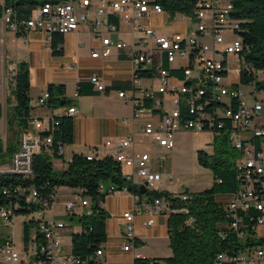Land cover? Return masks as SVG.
Wrapping results in <instances>:
<instances>
[{
  "label": "built area",
  "instance_id": "obj_1",
  "mask_svg": "<svg viewBox=\"0 0 264 264\" xmlns=\"http://www.w3.org/2000/svg\"><path fill=\"white\" fill-rule=\"evenodd\" d=\"M80 4L82 9L78 10L69 1L45 0L32 10L25 22V29L44 31L47 41L51 42L54 32L65 35L87 25L92 41L100 45V49L92 50L93 59H108L113 50L129 59L133 75L125 89H108L97 74L89 78L97 92H115L133 107L132 115L123 121L133 131L115 142L106 143L107 147L116 149L113 158L119 163L123 176L138 188L145 186L147 190H153L155 184L162 180V174L151 170V163L157 160L150 153L151 145L170 152L175 148L177 134L206 136L212 139V143L218 137L227 136L232 146L242 152L237 162L242 172L240 189L230 197L227 205L229 222L226 228L240 238H246L241 214L254 208L260 213L252 219L256 225L253 238L258 240V244L237 256L219 254L215 264H264V145L258 151L254 143L256 138H264V126H258L256 121L264 108L263 102L257 99L251 105L247 103L235 88L240 80L241 69L229 68L231 60L241 63L243 50L239 33L241 21L231 15L232 1L197 0L191 15L172 14L155 0H110L106 5L98 7L95 13L89 9L90 0H81ZM12 14V8L8 7L0 20L17 30L19 24L12 21ZM153 15H164L168 20L178 18L189 21L191 28L186 32L159 34L157 29L143 21ZM112 16L118 18V23L111 21ZM121 22L130 27L126 30L131 36L129 41L120 36ZM225 29H230L236 38L230 40L224 36ZM226 40L229 43L224 50H220L218 46ZM67 68L72 69L73 66ZM174 72L182 76H176ZM16 74L17 68H6L5 82L0 81V109L6 102L7 85H14ZM49 97L46 91L39 98L38 105L48 108ZM236 99L235 105L233 102ZM77 113L76 107L71 106L53 113L47 118V123L38 118L33 119L20 134L19 149L10 158L12 164H8L9 159L3 161L0 156V176L31 179L34 176L35 157L44 150L49 154L54 153L53 137L59 129V119L64 116L73 118ZM138 123L142 125L140 135L148 143L137 142L134 128ZM64 147V144L58 145V156L52 157H61ZM87 157L89 160L94 158ZM68 189L73 200L62 202L64 215H81L85 208L91 206V201L83 197L82 191ZM100 191L110 196L127 190H118L114 186L106 190L101 185ZM3 194L10 199L9 204L0 206V216L7 225L12 226L15 217H22V229L30 221H33L34 227L28 244L22 242L21 253L15 248L13 234L3 237L0 264H84L72 251L64 248L63 236L69 230V224L54 215L49 218L46 216L59 203L58 192L51 195L50 199H42L34 187L6 186ZM133 196V209L123 215L122 234L126 251L135 244V217L143 209L149 214L147 227L155 225L156 215L170 217L177 212L165 198L149 200L139 195ZM11 197H15L16 201L12 202ZM180 198L188 201L190 196L181 194ZM31 205H39L38 212L18 215L19 211L30 209ZM181 212L188 213L185 209ZM192 222L190 220L188 224ZM96 255L101 257L103 251L98 250Z\"/></svg>",
  "mask_w": 264,
  "mask_h": 264
},
{
  "label": "trees",
  "instance_id": "obj_2",
  "mask_svg": "<svg viewBox=\"0 0 264 264\" xmlns=\"http://www.w3.org/2000/svg\"><path fill=\"white\" fill-rule=\"evenodd\" d=\"M45 0H5L0 4V19L4 10L11 7L13 14L11 19L19 24L18 32L24 33L25 22L29 19L32 10ZM233 10L232 17L241 21L243 50L241 52V76L235 88L238 86L253 85L258 92H264V79H259L257 73L264 72V0H231ZM166 11L172 14H193L197 0H155ZM111 21L118 23V18L111 17ZM64 34L54 32L51 40L53 54L58 56L63 53ZM174 75L181 77V73L174 72ZM90 83V82H89ZM91 84V83H90ZM92 85V84H91ZM93 86V85H92ZM120 86H113L115 89H125ZM110 89V88H108ZM30 73L27 63L17 66L14 85L11 95L15 105L9 110L6 116L7 127L10 129L11 139L4 143L0 135V156L3 161L10 159L19 149L20 134L29 126L33 120L30 117L31 98ZM49 99L48 109L56 110L70 105L65 97L66 88L64 85H50L48 88ZM89 94L91 91L84 90V85L79 84V95ZM99 93V92H96ZM94 92V94H96ZM237 99L233 102L236 103ZM10 103L11 99L6 98ZM237 104V103H236ZM235 104V105H236ZM69 108V107H68ZM2 108L0 109V115ZM35 119V118H34ZM59 129L53 137V154L45 150L34 159V176L31 179L14 176H0V206L7 205L10 199L3 194L4 187L23 186L34 187L42 199H50V196L58 192V188L67 187L82 191L85 198H89L91 206L89 212L81 215H70L69 230L73 226L80 229L72 233V253L79 257L84 264H100L97 258V251L102 250V245L107 242L106 222L109 217L102 208L105 199L108 197L101 193L100 186L104 185L108 190L114 186L118 190L126 189L133 195H139L149 200L165 198L172 203L177 210L169 217V242L172 255L161 259H136L134 264H215L219 254L227 253L230 256H237L244 253L248 248L258 244L254 237L255 222L260 213L252 208L247 213H242L244 231L246 238H240L234 231L226 228L229 218L226 213L230 197L238 192L241 186L240 174L242 170L237 165L242 157V152L237 151L229 142L227 136L215 139L213 153L199 151L197 154L198 163L210 169L215 178L212 188L199 193L186 191L190 199L182 201L180 195H174L168 191L147 190L144 195L139 192L138 186L129 182L122 174L119 163L108 156L98 159L94 156L91 160L85 155H75L67 169L62 172L54 170L51 156H58L57 150L60 144H71L73 142V118L61 117ZM230 126V123H227ZM258 151L262 150L264 138L254 140ZM107 193V191H106ZM225 197L226 203L218 200ZM15 197L11 201L15 202ZM25 205L24 202H22ZM39 205H31L30 209L19 211V216L30 215L38 212ZM187 210L188 213L181 212ZM193 220L191 224H188ZM33 221L26 222L23 226V242L28 244L30 232L34 227Z\"/></svg>",
  "mask_w": 264,
  "mask_h": 264
},
{
  "label": "crops",
  "instance_id": "obj_3",
  "mask_svg": "<svg viewBox=\"0 0 264 264\" xmlns=\"http://www.w3.org/2000/svg\"><path fill=\"white\" fill-rule=\"evenodd\" d=\"M64 1L74 3L78 10L82 9L81 0ZM109 1L90 0L89 9L95 13L98 7L106 5ZM4 2L5 0H0V4H4ZM143 21L157 29L159 34L186 32L191 28L189 21H182L178 18L168 20L164 15H153ZM120 27L122 30L120 36L129 41L131 36L126 30L130 27L124 22H121ZM114 38H117V35H114ZM94 49H100V45L92 41L90 28L87 25H82L79 30L65 34L63 53L56 56L53 54L51 42L47 41L44 31L27 30L20 33L0 20V69L2 70L0 81L5 82L7 67L17 68L21 63L28 64L31 84L30 117L46 122L53 113L62 111L63 108L50 110L45 106L38 105L39 98L48 91L50 85H64L66 88L65 97L71 102L64 108L74 106L78 112L73 117V142L65 145L64 154L61 157L53 158L51 156L53 168L57 172L65 171L68 161L72 160L75 155L95 156L98 159L115 156L116 149L107 147L106 143L108 141L115 142L133 131L132 127L123 123L124 119L132 115V105L120 99L115 92L96 93L97 91L89 83L91 75L97 74L108 88L115 85L124 87L132 78V65L128 58L121 56L116 50L112 51V55L108 59H93L91 52ZM68 66H73V68L68 69ZM80 83L84 85V90L91 91V93L79 95ZM3 108L4 106L2 112ZM141 126V123H138L134 128L137 132V142L148 143L140 135ZM180 135L192 134H177L176 136ZM192 136L196 142L203 139V142H199L201 150L213 146L212 139H208L206 136ZM155 148L159 147L150 146L152 156ZM153 162L150 165L151 170L156 171L153 169ZM172 177L171 173L168 178ZM164 178L166 179V176ZM153 190L168 191L176 195L175 190L167 188L166 183L155 185ZM68 192L67 195L59 194V203L54 210L49 211L50 216L54 215L56 218L58 215H64L62 202L73 200L70 191ZM223 198L225 197H219L218 200ZM133 206L134 196L128 191L118 192L105 199L102 208L109 217L106 222L107 242L101 247L103 255L96 258L100 264H134L136 259H161L172 255L169 247V217L156 215L155 225L147 227L146 222L149 219V214L144 209L135 217V244L128 251L124 250L126 242L122 234L123 215L131 211ZM46 216L50 217L47 214ZM67 231L64 232V236Z\"/></svg>",
  "mask_w": 264,
  "mask_h": 264
},
{
  "label": "rangeland",
  "instance_id": "obj_4",
  "mask_svg": "<svg viewBox=\"0 0 264 264\" xmlns=\"http://www.w3.org/2000/svg\"><path fill=\"white\" fill-rule=\"evenodd\" d=\"M223 2L227 3L228 0H223ZM191 24V23H190ZM224 36L229 37L230 40H234L233 33L230 29H225ZM229 42L220 44L218 47L220 50H224L226 45ZM209 44H211V40H209ZM212 45V44H211ZM221 60L222 58L219 57ZM229 68L231 70L241 69V63H237L233 60L229 63ZM259 79H264V72L257 73ZM2 77V70L0 69V78ZM7 93L6 97L11 99L10 103H5L3 112L1 114L0 119V135L3 138L5 144H7L8 139H11L13 136L11 135L10 129L7 127V119L6 116L9 114V110L12 105L15 104L13 97L11 95L12 85H7ZM237 90L243 95L244 99L247 101L249 105L255 101V99L263 102L264 108V92H258L255 90L253 85L250 86H238ZM258 126H264V109L263 112L256 119ZM199 142H203L201 138ZM196 142L192 135H180L176 136V147L174 150L167 152L160 148H155L153 150V156L155 159L153 162V169L160 172L163 175V179L161 182L155 184H165L167 188L175 190L176 195H180L189 191L190 193H199L205 190H208L213 187L215 183L214 174L210 169L202 167L198 163L197 154L199 151H205L208 154L213 153V146H209L208 149L201 150V143ZM213 145V143H212ZM8 164H12V160H8ZM172 173L173 177L168 178V176ZM166 176V179L164 178ZM70 191L67 187L58 188V193L60 195H67ZM222 203H226V199L221 200ZM60 209V208H59ZM89 208H85V212H89ZM50 216V212L47 213ZM57 219L64 220L66 223L71 225L70 216L63 215L57 216ZM22 217H15L13 220L12 226H8L6 221L0 216V244L3 242V237L7 235H12L14 238V245L16 250L21 253L22 252ZM80 228L77 226H73L72 229L68 230L63 236L64 248L66 251H71V239L73 230L78 231ZM262 230V229H261ZM12 237V236H11Z\"/></svg>",
  "mask_w": 264,
  "mask_h": 264
},
{
  "label": "water",
  "instance_id": "obj_5",
  "mask_svg": "<svg viewBox=\"0 0 264 264\" xmlns=\"http://www.w3.org/2000/svg\"><path fill=\"white\" fill-rule=\"evenodd\" d=\"M147 191V188L145 186H140L139 187V192L141 195H144Z\"/></svg>",
  "mask_w": 264,
  "mask_h": 264
},
{
  "label": "bare ground",
  "instance_id": "obj_6",
  "mask_svg": "<svg viewBox=\"0 0 264 264\" xmlns=\"http://www.w3.org/2000/svg\"><path fill=\"white\" fill-rule=\"evenodd\" d=\"M40 106H42V107H43V106H45V105H40ZM42 107H41V108H42Z\"/></svg>",
  "mask_w": 264,
  "mask_h": 264
}]
</instances>
